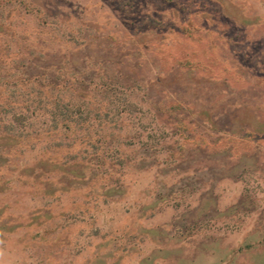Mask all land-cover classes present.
Listing matches in <instances>:
<instances>
[{
	"label": "rangeland",
	"instance_id": "374dc122",
	"mask_svg": "<svg viewBox=\"0 0 264 264\" xmlns=\"http://www.w3.org/2000/svg\"><path fill=\"white\" fill-rule=\"evenodd\" d=\"M23 1L0 264H264V0Z\"/></svg>",
	"mask_w": 264,
	"mask_h": 264
},
{
	"label": "trees",
	"instance_id": "16d2710c",
	"mask_svg": "<svg viewBox=\"0 0 264 264\" xmlns=\"http://www.w3.org/2000/svg\"><path fill=\"white\" fill-rule=\"evenodd\" d=\"M13 2H16V3H18V5H20V6H22V9H20V10H13V9H11V8H7V6L6 5H11ZM1 10H5L6 11V13L7 14H4V13H2V11ZM8 10H9V12H8ZM29 13H32L30 10H29V8H28V6L26 5V3L23 1V0H0V38H2L1 40H0V44H2V46L4 45V47H6V46H11V44L13 45V38L11 37L12 35H9V33H2L3 32V28L5 27V29H9L11 26H10V24H11V22H10V18L8 17L9 16V14H12V15H14L15 14V16H17V17H20V18H25V17H27V15L29 14ZM34 15L37 17V18H39V17H41V14H40V9L39 8H37V7H35V10H34ZM4 17H6V18H4ZM7 18H9V19H7ZM7 19V24H5V20ZM3 21V22H2ZM62 33H63V30H62ZM15 45V44H14ZM18 68V67H17ZM13 70H15L14 68H13ZM16 71V70H15ZM16 74H17V72H16ZM15 78V80H16V82H17V84H19V86H20V88H21V86L23 87L24 85H26V84H28L29 83V81H31L32 80V82H34V81H36L37 79H36V76H34V77H32L31 76V79L27 76V77H19V76H15L14 77ZM21 84V85H20ZM17 86V85H16ZM52 101H50L49 102V108L52 106V103H51ZM46 109H48V107H47V105H44L43 107H42V110H41V112L43 111L44 112V110H46ZM63 126V129H64V131H65V133L66 132H71V128H69L67 125H62ZM40 133H43V131L42 132H40ZM39 137L38 138H41L40 137V135H38ZM2 142H3V144L1 143L0 145H5V146H8V147H11L10 146V143H9V139L8 138H5V137H2L1 139H0ZM14 139L12 140V141H10V142H12V144H14L15 145V143H14ZM15 142H17V141H15ZM13 145V146H14ZM88 165V164H87ZM86 171H87V168H86ZM95 171H97V167H96V169H95ZM95 171H92L93 173H96ZM45 172V171H44ZM99 180L101 179V180H105L104 178H98ZM101 185H102V187L105 185V183H101ZM125 187V189H126V191H125V193L126 192H128V188L129 187H126V186H123V188ZM100 189V188H99ZM112 190L113 191H115V190H117V188H112ZM124 194V193H123Z\"/></svg>",
	"mask_w": 264,
	"mask_h": 264
}]
</instances>
